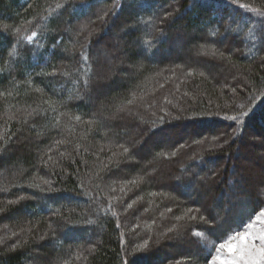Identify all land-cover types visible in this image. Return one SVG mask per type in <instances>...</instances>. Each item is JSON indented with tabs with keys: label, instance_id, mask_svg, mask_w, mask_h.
I'll use <instances>...</instances> for the list:
<instances>
[{
	"label": "trees",
	"instance_id": "obj_1",
	"mask_svg": "<svg viewBox=\"0 0 264 264\" xmlns=\"http://www.w3.org/2000/svg\"><path fill=\"white\" fill-rule=\"evenodd\" d=\"M127 1L0 0V182H6L2 187L3 191H0V264H141L139 260L143 256H149L146 264H165L169 259L155 261L162 252L159 251V246L152 243L156 233L161 231L154 224L153 215L161 207H173L174 213L165 220L167 226L169 220L182 216L183 213L188 215V208L196 206L188 203L186 194H179L176 189L166 186L157 189L153 181L147 180L141 169L146 161L144 156L135 157L130 152L129 157L134 161L127 166L123 165L115 145H127L123 142V137L129 128L115 130V127L122 125V121L107 118L108 114L113 113L115 105L120 102L127 105L132 101L130 93L139 86L143 78L154 77L146 81L145 85L142 84V90L152 86L155 80L158 82L155 73H164L170 64H182L183 56L171 58L175 54L166 55L162 50L166 42L160 41L163 38L159 36L160 30L164 29L170 34L178 27H183L190 33L187 41L189 48L200 45L206 38L217 37L226 29V22L233 23L226 10L217 17L207 5L225 4L226 8L233 9L243 17L253 16L255 25L246 21L235 29L239 36L252 31L250 36L243 38V44L237 43L238 46L229 48V58L241 72L238 84L231 89L219 87L216 79L198 76V71L190 67V64L183 66L191 79L185 81L188 85L184 88L185 92L190 94L187 95L188 98L184 97L183 103L190 112L188 117L228 126L230 130L234 127L240 132L248 130L250 125H257V120L261 122L263 119L264 33L258 34V28H264V0H200L201 7L194 6L190 10L187 9L190 0H173L180 1V8L170 19L171 22L165 20L163 24L158 23L160 16L164 14L158 4L143 7L141 11L132 9L134 14H130L124 10ZM137 1L145 6L149 2L135 0L131 7ZM162 2L168 3V0H158L159 4ZM52 8L58 9V14H47V10L51 11ZM72 9L75 10L70 14ZM183 14V19L178 20L177 17ZM70 18H73L74 24L84 18L91 24L104 19L124 26L130 22H135L136 25L150 23L152 35L134 29L126 41L130 42L136 37L140 46L160 44L150 46L149 49L151 56L157 59L145 60L141 58L139 50H130L129 59L136 67L131 69L130 74L122 69L121 75L126 78L119 79L120 82L116 79L115 86L102 87L97 96L95 88L88 84V91L92 95L86 96L82 91L78 94L77 90L86 86L78 82L76 93H67L63 85L66 87L69 80H72L69 76L73 75L69 64L80 61L84 70L77 65L75 68L77 74L83 75L84 82H88L94 70L92 51L87 46L88 42L90 44L93 41L90 38L87 41L80 38ZM205 29L214 30L207 32ZM107 30L105 27V32ZM252 40L253 44H250ZM219 44H213L215 52L222 51ZM232 48L238 50L236 55ZM174 51L173 49L171 52ZM177 51L182 55L187 50L181 47ZM198 84H201L198 93L202 92V95L191 93H194V87ZM60 86L62 87L59 88ZM162 87L163 84L161 89ZM98 99L100 103H104L101 115L97 106ZM174 103L163 98L159 114H151L155 117L150 116L152 120L146 123L154 125L153 135L160 136L170 125L164 123L171 121L175 124L180 118L178 106L183 104H179L180 100ZM171 105L177 110L176 115L172 114ZM28 111L32 114L28 115ZM232 116H238V119H231ZM216 131L217 129L212 133ZM240 132L235 136L237 139L242 138ZM33 136L39 138L37 146L31 142ZM176 142L177 139L168 145L164 142L153 144L152 155L168 153L169 150L172 152ZM196 155L191 154V157ZM207 155L204 152L188 164L193 166L208 158ZM121 172L126 174L123 175L126 177V186L129 185L134 194L140 197L138 203H133L136 207L130 210L129 215L127 211L130 206L126 207V200L114 191L115 177L122 175ZM139 177L142 181L138 180ZM85 181L92 182L91 189H86ZM194 182L202 186L196 180ZM85 196L97 197L102 208L99 223L91 222L89 227L86 220L90 218L86 219L84 208L86 202L74 199ZM42 200L47 204L46 209L40 208ZM260 200L256 198L250 203L249 210L233 225L225 222L223 225L218 222L211 224L212 219L204 208H200L204 215L202 219L198 214L185 216L187 219L183 220L182 230L202 251L199 256L186 254L179 257L176 254L172 260L176 262L184 258L195 264H205L219 244L244 230L264 208V200ZM145 203L149 204L146 209L150 211V215L145 213ZM141 215H146L147 219L139 223ZM204 220H208V224H204L205 228L201 227L203 224H198L204 223ZM91 226L100 230L96 236L97 242L95 238L70 240L62 236L63 230H67V235L74 236L77 230L87 235ZM52 238L56 239L54 248L49 246Z\"/></svg>",
	"mask_w": 264,
	"mask_h": 264
},
{
	"label": "rangeland",
	"instance_id": "obj_2",
	"mask_svg": "<svg viewBox=\"0 0 264 264\" xmlns=\"http://www.w3.org/2000/svg\"><path fill=\"white\" fill-rule=\"evenodd\" d=\"M133 1L135 0L127 1L124 9L127 13L134 14V10L132 9L141 11V8L143 7L158 4L164 10V14L160 16V21H158V23L160 22L161 24H163L165 20L168 22L174 15H176L180 8V1L168 0V3L162 2L159 4L158 0H149L146 6L142 5L140 1H137L135 6L131 7ZM194 6L201 7L200 0H190V5L187 9L190 10ZM207 7L211 10L212 14L217 17H220L223 10H226L229 20L233 21V23L226 22V29L217 37L214 36V38L211 39L206 38L204 41L202 40L203 42L200 45L189 48L187 41L190 37V33L185 31L183 27H178L170 34H167L164 29L160 30L159 36L164 38L160 41L166 42V46L162 50L166 55L171 56L175 54L171 58H179L183 56V58H181L182 64H170L164 73H155V75L157 74L158 82L155 80L154 83H152V86L145 87L142 90V84L145 85L146 81L148 82L154 77L146 76L143 78L139 86L130 93L132 101L127 105L122 102L115 105L113 113L108 114L107 118L110 120L120 119L122 121V125L115 127V130H121L123 127L129 128V131L123 137V142L127 143V145L121 143L115 145L118 149L119 157L121 156L120 159H122V162L124 163L123 165L127 166L129 165L128 163L134 161V159L129 157L130 152H133L135 157L144 156L146 161H144L143 168L141 169L143 170V173L146 174L147 180L153 181L157 189L160 186H166L169 189H176L179 194H186L188 203L196 206L194 208H188L189 216L192 214L196 216L198 214L201 219L204 218V215L201 212V209L204 208L212 219L211 224L218 222V224L220 223V225H223V222H225L227 225H233L249 210L248 206L256 198L264 200V116L261 122L260 120H257V125H250L248 130L244 129L241 132L237 131L235 127L230 130V127L228 126L224 127L221 126V124L216 125L209 121H201V119L198 121L195 119L196 117H188L187 115L190 112L185 108L186 105H184L183 101L184 97L188 98L187 95L190 93L187 94L184 88L187 85L185 81L191 79L189 77L190 74H187L186 71H184L186 69L183 66L191 65L190 67H194L196 71H198V76L200 75L202 78L212 77L216 79L219 87L228 89L233 88L240 81L241 72L237 65L231 62V58H229L228 55L229 48L232 46H238L239 43H242L243 38H247L252 32H246L244 35L239 36L235 29L246 21L250 23L253 22V25L256 23L253 16L247 15L249 17H243L233 9L226 8L225 4L219 5L217 3H212L207 5ZM52 9L53 10L51 11L47 10V14L50 16L58 14V9ZM74 10L75 9L70 10V14ZM184 16V14L178 16L177 19L182 20ZM128 17L133 18L131 16ZM72 21L73 18H70V22ZM172 22H174V20H172ZM72 23L74 24V22ZM150 25V23L147 25H136L135 22H130L125 26L124 24L116 25L107 19L91 24L86 18L75 23L74 27L79 32L78 34H80V38L83 37L85 40L90 38L93 41L90 44L88 42L87 46L92 51L91 57L94 63V70L90 74L88 82H84L82 78L83 75L77 74L75 68L77 65L84 70L80 61H74L69 64V69L73 70V75L69 77L72 78L73 81L69 80L66 87L63 85V89L67 93H71L72 91L76 93V84L82 82L81 84L86 86H83L81 90L79 88V90H77L79 92L78 94L80 95L82 91L83 95L89 96L91 94L90 91H88L90 86L95 88V92H97L96 95L102 91V87L104 88L113 84L115 86L116 79L118 80L117 82H120L119 79L126 78L125 75H121L122 69H126L130 74L131 69L136 67L129 59L128 54L130 50H139L141 52V58L145 60H156L157 57H152L149 53V49L150 46L154 47L159 46L160 44L155 43V45L140 46L138 45L139 39L136 37L132 38L130 42L126 41L129 38V33L134 29H139L142 32H147V34L149 33L152 35L153 29ZM105 27L108 29L106 32ZM67 30H69V27ZM213 30L214 29H205L207 32ZM258 31L260 32L258 34H263L264 28L259 27ZM15 40L18 43V39L15 38ZM144 42L146 43V41ZM216 42L220 43L219 45L222 47L221 52H215L213 44ZM250 44H253V40ZM181 47L187 50L185 52L183 51L184 55H181L177 51ZM173 49L175 51L172 53L171 51ZM237 51V49L232 48L234 55L237 54ZM69 54H71V52H69ZM157 72L159 71L157 70ZM165 76H168L167 79H165ZM74 79H76V81H74ZM161 81L167 83H161ZM217 83H215V85ZM88 84L90 86H88ZM161 84L164 85L162 89ZM180 86L182 88L179 89ZM61 87L62 86L59 88ZM200 88L201 84H198V86L194 87V89H196L194 93H191L202 95V92L198 93ZM163 98L173 103L180 100L179 104H183L180 106L181 108L178 106L181 116H179L180 118L175 124H172L174 122L171 121L164 123L170 125H168V128L162 132L163 135L156 136L155 134L153 135L154 125L147 124L146 122L152 120L150 116L155 117L151 114H159V110L162 109L161 101ZM176 98L179 99L176 100ZM103 104L104 103H100V99H98L97 106L100 115L102 113L100 110L103 108ZM172 110V114L176 115L177 110H174L173 107ZM144 113H147V115H144ZM29 114H32L31 111H28V115ZM174 117L176 118V116ZM144 118L147 120H144ZM221 118L227 119L224 117ZM216 129L217 131L212 133V131ZM235 130L237 132H234ZM239 132L242 138L237 139L235 136H238ZM204 133L206 134L204 135ZM210 133H212V135H210ZM38 139L37 136H33L31 142L37 146L36 143L38 142ZM175 139H177V142L172 147V152L169 150L168 153L152 155L153 144L164 142L168 145L174 142ZM204 152L205 154H208V158L196 162L193 166L188 164L191 163V160L197 159L198 156ZM120 153H123V156ZM194 153L197 154L196 157H191V154ZM3 158L5 159L6 156ZM121 173L122 175H116L115 177L116 188L114 191H116L115 193L117 195H120V197L122 196V198L126 200V207L130 206L127 211V214L129 215L130 210L136 207V204L134 205L133 203H138L140 197L134 194V190L132 191L129 185L128 187L126 186V177L123 176L125 173ZM191 174L193 176H190ZM140 177L138 180L142 181ZM195 180L202 186L196 185L194 182ZM4 183L6 182L4 181ZM4 183L0 182V191H3L2 187H4ZM84 183L87 185V190L92 188V182L85 181ZM228 197L231 198L226 202ZM74 199L77 202H86L84 207L87 214L86 219L90 218L86 220L87 227L90 226L91 222L93 224H98V217L102 212L98 198L85 196L84 198L75 197ZM148 205V203H145L143 205L144 209L148 208ZM40 208H47V204L44 200L41 201ZM146 210L147 212L145 213L150 215V211L148 209ZM262 210H264V208ZM262 210H260L249 223L252 225L251 230L257 234L260 230L264 229V216H260ZM172 213H174V208L166 205L163 208L161 207L160 210L153 215L155 220L154 224L160 227L161 231L156 233V237L152 239V243L155 246H159V251L162 252L160 256L156 257L155 261L160 262V260H163L164 258H169L165 264H195L191 260H184V258H180V261L176 260V262L175 260H172V257L176 254H179V257H183L186 254L199 256L202 251V249L200 250L193 241L187 238L182 230L183 220L187 219V217H185L188 216L187 214L183 213L182 216L169 220L168 225L165 226L166 218H169V215ZM133 214L135 215L134 212ZM146 219V215H141L138 221L140 223ZM204 221V223H198L203 224L201 226L203 228H205L204 224H208V220ZM159 223H161L160 226L158 225ZM248 225L244 230L239 232H244L248 228ZM90 229L91 230L87 235H84L82 231L77 230L76 235L74 236L67 235V230H63L62 236H66V238L70 240H74V238H89L93 240L95 238L97 242L98 238H96V236L99 235L100 230L95 226H91ZM55 240V238H52L51 242H49L51 248H54ZM214 250L215 252L213 256L211 259L209 258L205 264H210L213 257L217 255L216 249ZM47 251L50 250L48 249ZM146 253L148 254V252ZM147 257L144 258L143 256L138 260L141 264H146L149 260V256Z\"/></svg>",
	"mask_w": 264,
	"mask_h": 264
},
{
	"label": "snow or ice",
	"instance_id": "obj_3",
	"mask_svg": "<svg viewBox=\"0 0 264 264\" xmlns=\"http://www.w3.org/2000/svg\"><path fill=\"white\" fill-rule=\"evenodd\" d=\"M260 216H264V210L260 212ZM251 229L252 225L249 224L244 232H237L225 243L219 244L216 248L217 255L210 264H264V229L258 234Z\"/></svg>",
	"mask_w": 264,
	"mask_h": 264
}]
</instances>
